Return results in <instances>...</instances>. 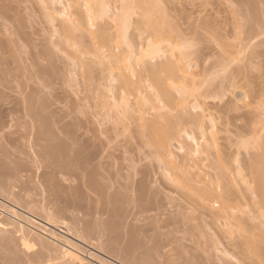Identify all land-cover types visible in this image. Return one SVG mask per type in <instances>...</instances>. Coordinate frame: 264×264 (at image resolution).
Returning a JSON list of instances; mask_svg holds the SVG:
<instances>
[{"label":"bare ground","instance_id":"6f19581e","mask_svg":"<svg viewBox=\"0 0 264 264\" xmlns=\"http://www.w3.org/2000/svg\"><path fill=\"white\" fill-rule=\"evenodd\" d=\"M70 1H71L70 7L73 8V10H72V8L70 9L71 12L67 11L69 13L66 14L67 12L66 11L64 12V10L59 11V12H64V14L63 13L60 14L61 16L65 15V14H66V16H63L64 17L63 21L58 22V24H61V25H58V26H60L61 31L58 30V27H57V31L61 32L62 35L59 37L57 36V38L58 39L62 38V40H64L63 43L67 42L65 44L69 43L70 46H73V45L76 46V47L75 46H73V47H74V52L79 53V54L76 53L78 55L75 57L78 59L79 63H81L80 58L83 59V57H81L80 55L82 54L85 56V55H87L86 53H88V55L91 54L93 56L95 55L94 57H97L96 58L97 60L96 59L95 60L99 62V65L104 64V66H106V67H104V68H107V69H105L106 73H107V70L109 71L110 74H112V71L113 72H114V70L116 71V73L114 72L115 73L114 75L116 76L117 84L115 81V84H114L115 87L114 86L113 87L117 91L118 90L120 91V93L118 95L119 98L117 99L118 101L116 100L117 103L114 102L115 100H113L114 103H110V102H109L110 104L107 103V105L112 104L111 106L108 105V107H110V111H112V109H114V108H115L114 111H117V112L112 111L113 114L115 113L113 118L117 116L116 115L117 113L120 116V117L118 116V118L116 117L117 120H114L115 118L114 119L112 118L114 120L113 124L115 125L114 122H116V126L117 125L119 126L120 124H118V123L121 122L123 124V125L121 124L122 127L125 128L126 126L128 127L131 124L130 122L134 121L136 123V125H134V126L137 129H135L133 127L134 128L133 131L137 130L135 132H138V133H135V135H137V134L138 135L136 137H134L135 135L134 136L132 135L133 138H135L134 142L136 144L133 146H139V142H141V145L145 146L146 151L142 155H139V150L137 148H135L136 152L133 155H131V156L128 155V157H127L126 154H128V153H126L125 158L122 157L124 154L121 155L123 162L124 161H125L124 163L127 162L126 164H124L121 161L120 162L123 163L124 165H122L120 163H119L120 165L118 163L115 164L113 161L114 159H112L113 162H109L110 165L106 164L107 168H109V170L107 168L105 169L104 167L106 165L104 166V162L102 161L103 160L102 158H104V156H107V158L109 159L108 155H110V154L107 153L108 151L105 152L106 150H103V148H104L103 144L107 142V144H104V146L107 145V148H109L108 147V143H109L108 141L105 142L104 141L105 139H104L103 144H102V142H100L99 140L102 141L103 138L101 137L102 139H99L100 138L99 136H97L99 138L94 136V137H96V140L99 139V140L95 141L93 139L94 138L93 135H92L93 138H89L90 136H87L89 139L83 135L85 138L84 137H83V139L81 138V141H80L79 136H78L79 134L76 133L77 131L75 133H76V136L78 138L73 133H71L70 131L69 132H68V130L66 131L67 128L69 129V127H71L70 125H68L71 121L70 122L67 121L68 124H65L66 126H62V124L60 122L64 121L65 118H63L64 120L61 121V119H62V117H61L60 122L57 121L58 116H56L57 119L53 118V116L55 117V115H51V114L52 113L57 114L60 109H58V106H56V105H53L54 107H56V109L54 107L47 109V107H50L51 104L49 106L48 103H45V102L43 103V101H42L43 98H41V97H43V94L40 96V94H41V91H40L39 95H37L39 92V91H37L38 90L37 87L35 88L37 94L35 93V91L33 89L34 87H32V90L28 91V92H31L28 97L26 96V93H28V92H26L24 94L21 91L20 93H22V94H19V96L22 97L21 98L22 103L19 102L20 99L17 100L18 98H16L17 102L20 103L19 104L20 107L15 106L16 107V110H15V107L13 105H11V106L14 107L13 110H15V112L18 110L19 112H21V116L23 115L24 117L28 118V119H26L25 126H26V124H28V125H30V127L24 126V128H23L24 123L22 124V122H21L22 129L25 130V128H27L26 130H28V131L27 132L23 131L22 129H20V127H18L21 130L20 131L18 128L15 127L16 124H14L15 126H13V128L15 127V129H17V130H13L12 124H11V127H8V128H11L13 133L10 132L11 134H9L8 136H10L12 139L13 136L15 135L14 132L16 131V133L18 134V138L21 139V136H20L21 133L19 135L18 130H19V132H26V134L29 132V134L32 135V136L31 135L30 136L33 137L32 138L33 141L28 136L29 134L26 135L24 133L25 137L27 136L30 138L31 141L30 140L29 141L31 143L30 142L29 143L32 144V146H33V144L35 145V146H33V148L37 149L35 151L33 150V152H35V154H34L35 157L34 156L33 157L36 158V160H37V161L34 160V162H36L38 164L40 163L39 166H42L43 171H41V174L42 175L46 174V176H47V177L45 176V182H46L45 185L49 188L50 191H52V192H49L50 194H52V195L54 194L53 192L56 189V186L58 185L56 180H55L56 178L58 180V174L57 173L62 174L63 176H66V177H64L66 181H67L66 178H68L69 181L71 180L73 182L76 180V182H74V183H76L78 185L77 186L78 188H77L76 185L73 182H71L72 185L74 184V186H69V187L67 186L69 188V189L67 188V192H65V194H67V195H65V194L62 195L66 198L65 199L63 197L67 201V203L64 205V207H62V209H61V207H55V209H54L48 205H44L41 207V211L39 212V214L37 213V215H39L40 219H42L47 225H50V226H53V224H55L57 221L62 220V223H63L62 225H64L63 227L66 229V232L70 235L71 234L75 235L79 239H84L85 237L92 238L94 236V240L92 239L94 243H91L93 246L97 247L102 252L113 255L116 259H118L119 261H121L124 264H202V261L198 260V259H200V258H198V257H200L199 255H201V257L203 256L202 257L203 263L208 261L209 257H210L209 264H212V262H211L212 257L210 256V253H209V257H207L208 251L211 249H212V251H215L216 249L213 246L214 245L221 246L220 245V244H222L221 241L225 240V238H226V240L223 241V246H221V248H225L226 246H228L229 248L226 247V249H224V250L222 249V251H220L219 249H221V248L216 246V248L218 247V249L216 250L217 252L219 250V252L224 253L225 250L229 249L227 251V254H228V256L230 255L231 259L239 258L240 260H242L240 263V260L238 259L239 262L236 264H246V263L247 264H254L255 260L253 261V259H255V257L257 259H259L261 253L264 250V114H263V116L260 115L258 117V119L256 120L255 124L257 123V126L255 124H252L251 120H248V121H250V122H248L249 124H246L245 122H243L245 124H243V126L241 125L240 129H237L238 131L236 132L237 133L236 136H239L237 138H240L239 139L240 141L238 140L237 142L239 143L240 146L244 147V150L245 149L246 150L251 149L250 152H252V154H250V156L252 155L251 158L253 157V160L250 159V160H252L251 162H247L249 160V158H247V157H249V155H248L249 153H247L248 156H246V154H243L248 159V160L246 159V161H245L247 163L244 164L245 163L244 162L245 157H243V160H241V162H239L240 161V159L238 161L239 151L236 152V150H234L235 151L234 152L230 149L232 144L234 143L233 141H232L233 143L231 142L230 144L228 143L227 145H229V146L231 145L230 148L228 147L230 150L229 152L232 151L234 153L231 152L230 154H228L229 152L227 153V152H224L223 150L220 149L219 144L217 143L218 137L216 136L217 135L216 130H218V129H217V126L215 125L216 123L212 122V120L215 121L214 120L215 118L213 119L212 118L213 116L211 117V116L206 115V118H208L209 123L212 122V124L211 123H210V125L208 124L210 127L209 128L207 126V124L204 122L206 109H205V107H203V105L198 104V100H199L198 97L199 96H198V94L195 93L194 90L197 88L200 91L197 89L196 90L201 93L202 97H204L205 95H204V92L200 89V87L199 86H198L199 88L197 87L196 83L199 82L202 84L205 81L203 82L202 80H204V79L203 78L200 79L201 77L196 78L197 77L196 76L197 71H193V72L191 71V68H190L191 59L190 58H188L189 59L188 64L186 63V61H188L186 58L190 55V53H192V56L195 55V57L194 56L193 57H194V59L196 58V61L198 62L200 60V59H198L199 56L196 57V55L198 54L197 53L198 51L194 50V51H197L196 52L197 54H195V52H189V50L186 51L187 48H190V47H188V45L186 48H185V46H183L185 44H189V46H190V42L188 43V41L186 39L190 38L187 36L190 35L191 32H192L191 34L193 35L194 31H196V30L191 31L194 29V26L192 27V25H191V27L189 28V26H190L189 25L188 29H190V30H187L185 33V31L184 30L182 31V29L180 28V24H179L180 21L178 20L179 22L177 23V20H175L177 17H179L178 14H176L174 12L175 14L172 15L173 13H171L170 11H169V13H166V17L169 20L171 19V18H169L170 13H171V17L177 15L176 17H174V20L176 22L173 21V19L171 22V20L169 21L166 17H165L166 18L165 19L164 16L162 15V13L165 14V12H166L165 10H169V9H165V10L162 9L163 11H165V12H162L158 8L159 10L157 11L156 5H158V6H161V5L156 4L154 6V8L156 7L155 8L156 14L159 17L161 15L163 17L157 18L155 12H153V16H154L153 17L151 15L152 14L151 11H154V10L152 8H150L152 10H150V9L146 10L148 7L145 8L144 7L145 4L143 5V2L141 0L140 1L142 3L139 2L138 0H132L133 2H136L135 4L131 1H130L131 3L130 2L127 3L125 1H122V3H124V5L122 4V6H120L122 8H120V11H118L119 13L118 12L112 13L113 17H112V15H110L109 8H107V6H105L108 4H104V5H101L99 7L96 6V4L98 5V3L100 5V3H101L100 1H102V0H100V1L98 0L97 1L98 3L95 2L96 0H92L90 2H87V4H89V5H85L86 7L84 6L83 3L86 4V2H84V1H87V0L82 1L81 4L83 5V7H85V9L80 5H79L80 7L78 6V4H80L79 0H70ZM161 1L164 2V0H160L159 3H162ZM237 1L238 0H236V2ZM259 1H261V0H259ZM48 2H51V3L56 2L57 3L58 0H49ZM144 2H146V0H144ZM157 2H158V0H157ZM254 2H252V4H254ZM256 2L258 4L257 0H256ZM59 3H60V0H59ZM125 3L128 5H125ZM129 3L134 8L133 7L130 8ZM150 3H151V0H150ZM153 4H151V6H153ZM249 4H251V3H249ZM134 5L136 6V9H135ZM126 6H128V8H126ZM151 6H149V7H151ZM252 7L254 8V5ZM253 8H250V10H253ZM63 9H64V7H63ZM135 10H137V11H135ZM250 10L248 7L249 13L247 12V8H246V12L248 14L244 13L245 11L240 13V14L241 15L245 14V16L246 15H248V16L254 15L253 13H255V11L254 12L251 11L252 12L251 13ZM149 11H150V13H149ZM107 12H109V13L106 16L105 14ZM135 12L136 13L138 12L137 16L138 15H140V16H138L139 18L137 17L138 19L136 18V20H138V21L135 20L134 28L136 30L139 29L140 32H143V31L148 32L147 39L144 42V45L143 44L141 45L143 48L140 47L141 50L139 49V47L137 48V50H135L132 46L133 45L132 42H130L131 40H129V38L125 34V32L127 31V29H125V28L130 26V24H131V23L129 24L130 17ZM157 12H160V13L162 12V13L160 14ZM6 13H8V11ZM52 13L51 12H50V14L48 13L49 16H51ZM115 13H117V15H115ZM5 14H4V16H5ZM99 14L100 15L103 14L105 16V18H107L110 15L111 16L110 18H112L114 20V22L115 21L117 22V23H114L117 25L113 24L115 28L113 27L112 31L116 32L113 34L114 36L111 33L112 31L111 30L109 31L110 28L108 29V31H107V27L104 28V25H105L104 23L102 24L103 27H100L101 26L100 24L97 25V28L99 27V29L96 28L97 33L95 32L96 29H95V27H93L95 25L94 24L95 21H93V20H96L95 18L97 15H98L97 16V18H98L100 16ZM2 15H3V13H2ZM54 15L55 14H53L52 17ZM67 15H68V17H67ZM116 16H118V18H117L118 21L116 18H114ZM0 17H2V16L0 15ZM6 17H8V15ZM52 17L50 18V20L52 19ZM241 17H243V15ZM252 17L250 16L247 19H250ZM53 18L55 19V17H53ZM128 19H129V21H128ZM60 20H62V19H60ZM248 21L249 20H246V22H245V19H244L245 25ZM251 21H249L248 24H250ZM136 22H137V24H136ZM203 22H204V20L201 21L199 24L202 25ZM244 22L243 23L240 22V24L243 25ZM206 23L207 22L203 23L204 27H205ZM92 24H93V26H92ZM175 24L177 26L179 24V26L177 27ZM208 24L209 23H207L206 25H208ZM248 24H247V27H248ZM256 24L257 23H255L254 27L252 26L253 28L251 27L252 31H253V29L255 30ZM127 25H129V26H127ZM136 26H137V28H136ZM249 26H251V24ZM257 26H259V25L257 24ZM176 27H177V29H176ZM207 27H209V25ZM240 27H241V25H240ZM258 28L259 29H257V27H256V30H255L257 32V34H256V32L255 33L252 32V34H250V31H247L248 30V28H247L246 32H249V33L245 35V26H244V32H243V29H241V31L240 30L238 31L239 35H237L236 40L234 39L235 41L233 40L231 42V43L235 42L232 46H230L231 43L229 40H228L229 41L228 42L224 39L223 36H221L222 37L221 40L223 39L222 41L226 42V43L222 42L221 45L223 43H224V45L227 44L226 49H227L228 45L230 46L228 48H234L233 46H237L236 48H234V51L249 49V47H250V50H252L254 47V46H252V44L254 45V43H252L249 46H248V43L250 44V41H252L254 39V37H256L258 35V33L261 32V31H259L260 27H258ZM54 29H56V28H54ZM54 29H53V31H54ZM91 29H94L95 31L94 30L92 31ZM114 29H117V30H114ZM178 29H179V31L180 30L182 31V34L179 33ZM124 30H126V31L124 32ZM139 31H137V32H139ZM173 31H175V32H173ZM172 32H173V34H172ZM183 32L185 33V35H187V36H185L187 38H185L183 36L184 35ZM187 32H188V34H187ZM241 32H242V34H241ZM177 33L180 34V37L178 36ZM238 33H236V34H238ZM243 33H244V36H246V37H243ZM253 33L255 36H252L251 38H253V39H251L250 35H253ZM84 34H86V35H84ZM240 34L242 35V37L238 39V37L241 36ZM172 35H173V38L175 35V36L179 37L180 40L181 39H183V40H181V41L178 40L179 42L177 41L178 42L177 43L176 39L174 38V41H172L173 40ZM247 35H248V37H247ZM21 36H23V35H21ZM82 36H83V38L87 37V36L91 37V38H87V39H90L89 43L86 44L88 49L86 48V46L83 45L84 39L82 38ZM195 36H198V33L195 34ZM191 37H194V35ZM81 38H82V41L80 40ZM249 39H250V41H249ZM91 40H92V43L90 44ZM188 40H190V39H188ZM56 41H57V43H60V42H58V40H56ZM59 41H61V40H59ZM111 41L114 44L116 42H119V45L123 43L122 44L123 48H124L123 45H125L124 43L128 41L129 42L128 46H127L128 49L126 47L127 43L125 45L126 49H123V48L121 49V51H125L126 53L121 52L122 53L121 54L120 50L119 51L112 50L113 54H114V51L118 52V53L112 55L111 54L112 51H110V49H111L110 47L112 44H110V46L108 45V43H110ZM183 41H184V44H183ZM70 42L72 45L70 44ZM81 42H82V45H81ZM61 43H62V41H61ZM164 43H166V44L164 45ZM172 43L174 46H175V43H177L176 46L182 45L181 47H183V48L181 51H183V50H185V51L179 52L180 47H178L179 48V50H178L177 47L175 46V48H176L175 49L173 47ZM0 44H1L0 45L1 47L4 46V45H2V43H0ZM11 44H12V42H11ZM101 44L108 45V48H110V49L109 50L107 49L108 51L106 52L105 47H103L106 45L102 46ZM167 44H168V47L166 46ZM88 45H90V46L88 47ZM115 45H117V47H119L118 43H116ZM224 45H222V46L224 47ZM82 46H84L83 50H82ZM100 46H102L103 49L100 48ZM161 46H162V48H161ZM222 46H221V49H223V51H224L225 48H223ZM163 47H165V49H163ZM166 47H167V49H166ZM240 47L242 49H240ZM6 48L8 49V47H6ZM6 48L4 47V51L7 52V50H5ZM75 48H77L76 51H75ZM106 48H107V46H106ZM173 48L177 52H179V54L176 51H173L174 50ZM99 49H100V51H99ZM226 49L224 51L225 55H226V53H225ZM1 50L3 51V48L0 49V51ZM103 50L107 54L112 55V56H110L111 61L109 60V56L108 55L106 56V53H104ZM165 51L168 52L167 56L165 55L166 54ZM229 51H230V49H229ZM231 51H233V50L231 49ZM100 52L102 53L101 56L98 55V53H100ZM108 52H110V53H108ZM163 52H165V54H164L165 57L163 56ZM170 52H171V54H173V52H174V53H177L178 55L175 54V55H177L175 57V55L174 56L170 55L169 54ZM188 52H189V55L187 56ZM227 52H228V50H227ZM1 53H4V52H1ZM1 53H0V56L2 57L3 55H1ZM10 53L11 52H9L8 54H10ZM123 53L125 55H123ZM133 53H135V54H133ZM221 53H222V50H221ZM230 53H232V52H230ZM13 54H11V55H13ZM103 55L106 56V61L104 60V58H101ZM121 55H123V56H121ZM161 55L163 58L160 57ZM111 57H112V59H111ZM189 57H191V56H189ZM7 58H6V60H7ZM184 58L186 59V61L183 60ZM3 60L4 59L2 58V62L0 61V63H3ZM8 61L10 62V60H8ZM82 61H84V60H82ZM108 61L111 63H108ZM183 61H185V62H183ZM220 63H221V61H220ZM4 64H5V62L3 63V65ZM84 66H85V64H84ZM189 68H190V70H189ZM85 69L87 71L86 72L84 71L85 73H83V77L88 78L87 75H89L91 73L87 74L88 66H86L84 68V70ZM46 73L47 72L45 71V74ZM5 74H7V72ZM84 75H86V76H84ZM102 75H103V72H102ZM104 75L105 76H103V77H106L109 74H107V75L104 74ZM114 75H112V76L114 77ZM225 75L223 77L227 78L229 74L225 73ZM0 76L2 77V75H0ZM90 76H89V78H90ZM109 76H111V75H109ZM229 76L231 77V75H229ZM223 77L221 76V79H223ZM92 79L90 81L86 79L85 81H87V83H88V81L91 82ZM196 79H200V80L198 81ZM101 81L103 82L104 80H101ZM102 82H100L99 84H101ZM3 84H1V85H3ZM104 84L105 83L103 82V85ZM201 84H199V85L202 87L203 85H201ZM222 84H223V82L220 84V86ZM109 86H111V85L108 84L107 87H106V85L103 86V87L107 88V89H105L106 92L108 90L109 91L111 90L110 92H112V89H114L113 87H112V89H110ZM7 87H9V86H6V88ZM42 87H44V86H42ZM42 87H40V88H42ZM103 87L101 84V86L97 89L99 90L101 88L99 91L102 92L104 90ZM1 89H4V88L1 87ZM42 89H44V88H42ZM5 91L7 92V90H3V93H1V95L6 93ZM0 92H2V90H0ZM104 92H102V94ZM106 92H105V94H106ZM9 93H11V95L13 94L12 92H8V94ZM99 93L100 92H98V96H99ZM200 93H199V95H200ZM31 94H34V95L36 94L37 96L35 95V97H34ZM51 94L52 93H49L48 95H51ZM11 95H8V96H11ZM24 95H25V97H24ZM2 96L5 97L6 95H2ZM8 96H6V97H8ZM104 96L106 98L107 94ZM104 96H103V98H101V95H100L101 99L100 98L99 99L102 101L104 99ZM130 96L133 97L132 105H131L132 108H131L130 104L128 103ZM11 97H13V96H11ZM32 97H34L35 99H36V97L40 98V99L37 98L38 100H40L39 104L37 102L35 103L33 101ZM52 97H53V95H52ZM196 97H197V100H196ZM0 98H2V97H0ZM13 98L15 100V97H13ZM116 98H117V96H116ZM9 99H10V97H9ZM37 99H36V101H38ZM7 100H8V98H7ZM106 101H107V99H106ZM106 101H105V99H104V101H102L103 103L105 102L104 103L105 105L102 104V106L103 105L107 106ZM4 102H5V100H4ZM4 102H2V103H4ZM51 102H53V101H51ZM56 102H53V104ZM102 102H98V104H101ZM10 103H7V105ZM200 103L202 104V101H200ZM5 104L6 103H4V105ZM11 104H13V100H12ZM14 104L17 105L16 103H14ZM36 104H38V105H36ZM42 104H45V106ZM47 104H48V106H47ZM57 104H58V102H57ZM9 106H7V107L5 106V108L2 107V108H0V110L1 111L2 110L5 111V109L8 110ZM102 106H100V108ZM0 107H1V105H0ZM111 107H113V108H111ZM197 107H198V109L200 108L201 110L199 109V112L196 111L198 113H196V112L193 113V110L194 109L197 110ZM192 108H194V109H192ZM10 109H12V108L10 107ZM49 109H53V111L51 110V112H50V111H48ZM61 110H62V108H61ZM11 111L9 112V110H8L7 112H4V114H3V112H1L4 116L0 113L1 114L0 115V130L2 128L4 129V127H7L6 126V122H7L6 118H9L10 116H7L4 120H3V118L5 117L6 113H8V114L9 113H11V114L15 113L14 111H12V112ZM66 111L69 112V110H66ZM110 111H108V112H110ZM19 112H16V113H19ZM45 112H47V113H45ZM49 112H50V114H49ZM191 112H192V114H191ZM45 114H47V115H45ZM50 115L52 118L50 117ZM63 115H64V113H63ZM111 115H112V113H111ZM209 115H211V114H209ZM59 116H61V115H59ZM248 116L249 115L247 114L246 117L250 119L251 117L250 116L248 117ZM13 117H10V118L13 119ZM15 119H16V117H15ZM17 119H20V118H17ZM22 119H24V118H22ZM68 119H70V118H68ZM74 119H76V118H74ZM109 119H111V118H109ZM20 120H18V121L20 122ZM18 121L16 120L15 122L19 123ZM30 122H32V123H30ZM134 122L132 124H135ZM8 123H9V121H8ZM13 123H14V120H13ZM57 123H60L61 126L58 125V132L57 131L56 132L59 133V131L63 130V131H65V132L62 131L64 134L60 132L61 134L59 133V135H58L55 132V129L57 130V127L55 128V126H57ZM74 123H76V122L74 121ZM127 123H128V125H126ZM70 124H72V123H70ZM76 124L78 125V123H76ZM76 124H75V126L77 127ZM8 125L10 126V123ZM18 125H20V124H18ZM114 125L112 127H115ZM187 126H190V127L188 128ZM62 127L66 128V129L64 130V129H62ZM76 127L74 129H76ZM83 127H84V125H83ZM127 127H126V129H127ZM207 128L210 129L209 132H207V130H209ZM2 130L0 132L1 135H2ZM6 130H8V132L10 131V129L5 128V130H3V134L5 133L4 131H6ZM69 130H72V129L70 128ZM78 133H79V129H78ZM5 134H4V138L6 137ZM62 134L64 135V137L63 136L59 137ZM22 135H23V133H22ZM246 135H250V136L246 137ZM80 137H81V135H80ZM242 137H244V138L246 137L247 139L245 138V139L241 140ZM14 138H16V140L18 139L16 136ZM14 138H13V140L15 141ZM117 138L118 137H116V139ZM133 138H131V139H133ZM186 138L190 140L189 142L194 147L190 145L192 147L191 148L189 146V144H188L189 142H187L188 140ZM5 139L9 140L10 138L6 137ZM19 139L17 141H22ZM127 139L128 138L121 140V144L122 143L123 144L128 143L129 147H130V144L132 142L129 143L130 140L128 141ZM185 139H186V142L188 145L187 144L184 145ZM8 140H6V141H8ZM182 140H184V142ZM14 141L9 140L8 142L10 143V142H14ZM24 142H25V140H24ZM96 142L100 146H102L103 148L100 146L97 147ZM115 142H117V141H115ZM118 142H120V141H118ZM173 142L176 145H174ZM21 143H23V142H21ZM110 144L111 143H109V145ZM234 145H236V141H235ZM239 145L237 144V146H239ZM176 146L178 147L179 150L181 149V151H182V153H178L177 158H176V156H174V153L175 152L177 153V151L173 150L174 148L172 149V147H175L177 149ZM126 147L127 146H125V148ZM105 148H106V146H105ZM116 149H117V147H116ZM132 149L134 150L133 147H132ZM3 150H5V149H3ZM102 150L105 153L102 152ZM133 150H132V152L135 151V150L134 151ZM123 151H125V150H123ZM181 151H179V152H181ZM3 152H4L5 156L8 155L9 153H10L9 155L13 154V153H11V151L7 154L5 153V151H3ZM126 152H127V150H126ZM246 152H248V151H246ZM176 153H175V155H176ZM225 153L227 155H231L232 159L230 158V156H227ZM233 154H235V155L233 156ZM4 155H3V157H5ZM8 157L9 156H7V159H8ZM110 158H113V157H110ZM105 160H107L106 157H105ZM139 160L140 161H142V160L146 161L147 160V162L149 161L150 165L148 163L144 169H139L138 168L139 165H136L137 167H135V163L138 162V164H139V162H140ZM96 161H97V163H96ZM108 161H105V163ZM102 162H103V165H102ZM14 163H18V162L14 161ZM94 163H96L97 165ZM111 163H112V165H111ZM113 163L116 166L112 168V166H114ZM151 163H154L155 165L154 164L151 165ZM38 164H37V166H38ZM117 164H118V166H117ZM17 165H16V168H14L15 166L10 167V168H12L11 170L9 168V165H6V166L3 165V168L4 169L7 168V170H8L7 172L9 174L4 176L3 174L4 173L6 174V171L3 173L4 170H2V172L0 170V173H2V175L5 177V179H4L3 176H0V177H2L0 179L3 180L2 182H0V186H4L3 183H5L7 181V178H6L7 176L9 178L12 177V180H13V178L14 179L19 178V177L14 176L15 173H19L16 171H20V168H21V167H19V165L18 166ZM0 166H2V165H0ZM109 166H111V168ZM151 167H153L154 169L153 168L151 169ZM3 168H1V169H3ZM45 169H46V171H44ZM244 170H246V172H244ZM153 172H154V174H153ZM56 174H57V177H55ZM16 175H18V174H16ZM139 175H140V177L136 178V176H139ZM245 176L250 177V178L248 177V181L246 180L247 178L245 179ZM9 178H8V180H9ZM121 178H122V180H124V182L121 180ZM238 182L240 184L243 182L244 184H242V186H241ZM71 183H70V185H71ZM237 183H238V185H237ZM245 183L248 187H249V184H247V183H250L249 188L251 189V192H249L250 189L248 187H246V189L248 188V192L250 193V195L251 196L254 195V196L251 197V198H253L252 201L249 200L250 197H248V196H247V199H244L246 201L248 200L247 202H249V203H247L246 201L244 203V200L242 199L243 201H240V202H242L245 205V206H243L242 204L239 205L240 204L239 201H238L239 203L237 201H236L237 203L233 202L234 200H231V198L229 196L230 195L229 192L231 190H234V191L238 190V192H236V193H238L237 195H239V197H243L242 194L244 195V192L241 193V191L245 188ZM157 184L161 185L163 187L161 190H164V188L168 189V191H172L177 196L173 197L171 195H167V193H165L166 194L165 195L164 193H162L163 191H161L158 188ZM239 185L241 186L242 189L240 188ZM243 185H244V188H243ZM79 186L81 188H83V190H81ZM237 186H239V188ZM1 188H4V187H1ZM76 188L80 189V191H78ZM8 189H10V188H8ZM8 189L5 187V190H7L6 192H8V195L10 193V195H13L15 198L21 199L20 198L21 194L14 193ZM239 189H241V191H239ZM75 191L78 193L76 194ZM173 193H171V194H173ZM50 194H47V195H50ZM62 196H60V197L58 196V197L61 198ZM53 197L55 198V195ZM23 199L24 198H22V201H23L22 204L25 203V205H26L27 202H26V200H23ZM46 200L49 201L48 198ZM89 202L90 203L93 202L94 206H92L93 203L90 205ZM95 202H96V204H95ZM83 203H84V205H83ZM97 204H99V205H97ZM248 204H249V206L251 204L250 210L253 208V206H254L253 209L255 210V208H256V210L255 211L252 210V213H251L248 210L249 207H247L248 212L246 210H245L246 212L245 211L243 212L242 210L245 209L243 207H246V205L248 206ZM240 206H242V207H240ZM238 208L239 209L242 208L241 213L243 212L244 214L243 213L242 214L244 216H242V215H239V216L240 217L242 216L243 219L247 220V223H246L247 227H245L243 225V224H245L246 221L244 220L245 222H243L242 221L243 219L239 218V216L237 215L240 213V210H239V213H237ZM28 211H30V210H28ZM73 211L75 213L77 212L78 214L81 212L82 216H89L90 217V221H93L94 225L97 227L96 235H92L91 231L84 227L83 218L77 217L78 214L77 213H76L77 215L74 214ZM30 212H32V211H30ZM41 212L43 214H40ZM67 212H70V214H71V212H73V214L76 215V217L73 216L75 218L73 220V222H72V220L68 221V222L64 221L65 219H63V218L64 217L66 218V216H64V215H65V213L67 215ZM34 214H36V213L34 212ZM73 214H71V215H73ZM102 215L103 216L106 215L105 219L100 217ZM23 216H25V215H23ZM129 217L134 218V219L136 218L135 220H140L139 222H141V220L143 222H145L144 221L145 219L148 221H149V219L150 220L152 219L151 222L149 221L150 223L148 222L145 224L142 223L141 225H138L139 226L138 229L140 231H142V233L145 232L144 234H146V232L148 230H151V231L153 230L152 234L156 232L155 233V237L157 236L156 239H155L154 235L150 234L153 236V239H155V241L153 240V242H152L153 244H151V242H150V244H151L150 245L149 240L148 241L146 240L147 238H150V241H151L152 236L146 238V236L144 235L145 236L143 238L144 240L139 239L140 237L136 236L137 234L135 232L126 230V227L124 226V224H123L124 228L122 227L123 221L122 222L120 221V223H121L120 224L117 220L119 218H123L121 220H124V222H125V219H127ZM25 218H27V217H25ZM25 218H23V219H25ZM28 218H30V217H28ZM140 218H143V219L145 218V219L143 220ZM21 219L22 218H19V219H17V221H14V220L12 221L10 219L11 220L10 221L9 219L6 220L0 216V230L2 231L0 233V248H1L0 250H2V251H0V253L7 251L8 249H10V247L12 245L15 246L16 243L18 245H19V243H21L22 247L23 246L26 247V245L29 247V245H28L29 243H27V242L32 241L35 243L34 244L35 250L30 252V253L26 252L22 256L23 259L21 258L22 260H24L23 262H25L26 264H34V263L35 264L36 263H40V264H93L92 262L88 263L89 261L85 262L86 258L83 257L77 250L73 249L66 242L62 241L63 243H61L60 239H59L60 235L58 233H56L55 231L47 232V234L50 235V238L45 237V235L44 236L41 235L42 233L40 234L38 231L35 232L36 230L33 231L32 229H30L31 228L30 226H29L30 228L26 227L23 224L25 222V220L22 221L23 219L22 220ZM28 220H30V219H27V221ZM34 220H35V218H34ZM34 220L31 219L30 222L32 223V221H34ZM34 223H35V221H34ZM27 224H28V222H27ZM84 224H85V222H84ZM32 225H35V224L32 223ZM222 225H225L226 228H224ZM9 227H11V228H9ZM227 228H228L229 234L225 233L224 229H227ZM163 229L166 230L165 233H164V231H162ZM221 230H224V231H221ZM219 231L222 232V236H221V232H219ZM60 232H63V231L60 230ZM217 232H219V233H217ZM223 232L228 237L223 236L224 235ZM147 234H148V232H147ZM218 234L221 236V238H224V239H221V241H218L220 244L218 242H217L218 244L215 243L220 238V236L218 238V236H217ZM163 235L166 237L163 238L162 237ZM167 235L168 236L171 235V236L167 237ZM102 236H106V239L108 241L105 242L104 240H102L101 239ZM61 237H62V235H61ZM216 238H218V239H216ZM238 238H240V239H238ZM57 241H59L60 244H58ZM15 247H17V246H15ZM28 247H26V248L28 249ZM31 247H33V244H32V246H30V248ZM239 247H241V250L243 249L242 252H240L241 250L238 249ZM4 249H7V250H4ZM213 249H215V250H213ZM13 250L15 251V248L13 249L11 247V250H9L8 252L14 253V252H10ZM16 250H18V248H16ZM237 250H240L239 252L241 254V257H239V255H240L239 252H238V254L235 252L236 257H234V251H237ZM255 250L258 252H256ZM15 252H17V251H15ZM259 252H261V253H259ZM206 253H207L206 256L203 255ZM213 253H211L212 256L215 255V252H213ZM252 253H255V254H253V256H251ZM197 255H198V257H197ZM204 256L207 258V260H206V258H204ZM257 256H259V257H257ZM231 261L235 262L233 260H229L230 263H231ZM260 261L262 262L261 258H260ZM229 262H227V264H230ZM206 264H208V262H206ZM213 264H215V263H213ZM231 264H235V263H231Z\"/></svg>","mask_w":264,"mask_h":264},{"label":"rangeland","instance_id":"374dc122","mask_svg":"<svg viewBox=\"0 0 264 264\" xmlns=\"http://www.w3.org/2000/svg\"><path fill=\"white\" fill-rule=\"evenodd\" d=\"M48 1L49 0H4V1L0 0V12H1L0 15L2 16V17H0V43H2V45H4L3 47L0 46L1 47L0 49L3 48V51L1 50L0 53L4 52V53H1V55H3V56L2 57L0 56L1 57L0 61L2 62V58H3L4 59L3 63L5 62L4 65H3V63H0V65H1L0 69L2 70V71L0 70L1 71L0 75H2V77L0 76L1 77L0 78V80H1L0 83L1 84L4 83L3 85L0 84V90H2V92H0V95H1V93H3V90H7V92L5 91L7 94L4 93L2 95L8 96V95H11V93L8 94V92H12L13 94L11 96L15 97V100H14V98L11 97V96L3 97L1 95L0 97H2V98H0V100H1L0 101L1 102L0 103L1 107L0 108H2V107L5 108V106L7 107V106L10 105L9 109H8L9 112L11 110L15 112V110H16L15 106L20 107V105H19L20 103H18L17 100L20 99L19 102L22 101V99H21L22 97H20L19 94H22V93L25 94L26 92L32 90V87H34L33 89H34V91L36 93V89L35 88L37 87V89H38L37 91H39V92H38V94L37 93L36 94L39 95V93L41 91L40 96L43 94V97H41V98H43V100H42L43 103L44 102L48 103L49 106L51 104V106L47 107V109L51 108V107H54L53 105L58 106V109H60L57 114L56 113L55 114L54 113L51 114V115H55V117L53 116L54 119H57L56 116H58L57 121L60 122V118L61 117H62L61 121L64 120L63 118H65L66 121L65 120L62 121L63 123L60 122L62 124V126H66L65 124H68V122H70V121H71L70 123H72V124L74 123V121L76 123H78V125L76 123H74L73 125L70 124V123L68 124V125L71 126V127H69V129L71 128L73 131L69 130L68 128L66 129L64 127H62V129H64V130L66 129V131L68 130V132L70 131L75 136H76V133L79 134L78 136H79V140L80 141H81V138L83 139L84 136L86 138H88L87 136H90L89 138H93L94 136H96V137L99 136L100 138L99 137H97V138H99V139L103 138V139H102V141L99 140V139H97V140H99L103 144V140L105 139L104 140L105 142L108 141L109 143H111L110 145L108 143V147L109 148H107V145H105L107 149L104 146V144H107V142L103 144L104 148L102 146H100L96 142L97 143L96 144L97 147L98 146L102 147L103 150H106L105 152L108 151L107 153L110 154V155H108L106 153L109 156V159H108L107 156H104L105 152L102 150V152H104L103 153L104 154L103 155L104 158H102L103 159L102 161L104 162V166L106 164L110 165L109 162H113V161H114L115 164L116 163H118V164L120 163V164L124 165L127 162L126 163H124L125 161L123 162V160L121 158V155L124 154L122 156L124 158H125V154L126 153H128V154H126L127 157H128V155L131 156V155H133L136 152L135 148H137L139 150V155H142L146 151V148H145L144 145H141V142H139V146H133V145H136L135 142H134L135 138H133V136L135 135V133H138V132H135L137 130L133 131L134 128L137 129L134 126V125H136V123L134 121L133 122L135 124H132L133 122H130L131 124L128 127L126 126V125H128V123L125 125L127 127V129H126V127L125 128L122 127L123 124L121 122L118 123L120 125L122 124L121 126L120 125L116 126V122H114L115 125L113 124V121L117 120L119 114L117 113L116 114L117 118L114 117L115 118L114 119L113 116H114L115 113L113 114V112H117V111H114L115 108L112 109L113 112L110 111V107H108V105L110 103H114V102L117 103L116 100L119 98L118 95H119L120 91L118 90L119 91L118 92L114 88L115 87V85H114L115 81L117 80L116 76L114 75L116 73V71L114 70L115 73L112 71V74H110L109 71L107 70V73H106L105 69H107V68H104L106 66H104V64L103 65L102 64L99 65V62L96 61L97 57H94L95 55L93 56L91 54L88 55V53H86L87 55H85V56L82 55V54L80 55L81 57H83V59H81L78 56L80 58V60H81V63L82 62L83 63L81 64V63L78 62V59L75 58V57L79 53L78 52H74V47L73 46H75V45L70 46L69 43L65 44L67 42L63 43L64 40H62V38H60V39L57 38V36L59 37V36L62 35L61 32L57 31V27H58V30H60V26H58V25H61V24H58V22L59 21H63V19H64L63 16H66V14L71 12L70 11V9L72 8V7H70V4H71L70 2L71 1L70 0H60V3H59V0H58L57 3L56 2L55 3L54 2L51 3V2H48ZM82 1H84V0H79L80 4H78V6L80 5V6L83 7V5L81 4ZM90 1H92V0L84 1V2H86V4L83 3L84 6L85 5H89V4H87V2H90ZM97 1L98 0H96L95 2H97ZM122 1H125L127 3L130 2V1L133 2L132 0H102V1H100L102 4L100 3V5H99V3L97 2L98 5L96 4V6L99 7L101 5L108 4V5H105V6H107V8H109L110 15H112L113 12L120 11V8H122L120 6H122V4L124 5V3H122ZM138 1L139 2L142 1L143 5L145 4L144 5L145 8L148 7L146 10H148L150 8H152L154 10V11H151V13H152L151 15L152 16H153V12H155V8L156 7L154 8V6L156 4L161 5V6L156 5L157 6V8H156L157 11L159 9L162 12L166 11L165 14L161 12L162 15L164 16V18L166 17V13H169V11L171 13H173L172 15H174L175 13L178 14L179 17H177L175 20H177V23L180 21L179 22L180 28L182 29V31L184 30L185 33H186L187 30H190V29H188L189 25H190L189 28L191 27V25H192V27L194 26V29L191 30V31L196 30V31H194V34H193L196 39L194 37H191V36H193L191 34L192 33L191 31H190L191 32L190 35H188V36L185 35V33L183 32V34H184L183 36L184 37L185 36L190 37V38H188L190 40L186 39L188 41V43L190 42V46H189V44H185L183 46H185V48L187 47V45H188V47H190V48H187L186 51L189 50V52H195V54L198 53L196 55V57L199 56L198 59H200V60L197 62L196 58L194 59L195 55H193L194 56L193 57L192 53H190V55H189V52H188L187 56L189 55L191 57L188 56L186 58L188 61H186L185 58L183 60H185L186 63L188 64V62H189L188 58H190L191 59V61H190L191 71L192 72L193 71H197V74H196L197 77L196 76L195 77L196 78H200L201 77L200 79L203 78L204 80H202V81L206 82V83L204 82L205 84L204 83L201 84L199 82H197L198 84L196 83L197 87L199 86L200 89L204 92V95H205L204 97H202L201 93L197 91L199 89H197L195 87L197 90L196 89L194 90L195 93L198 94L199 100L202 101V104H201L200 101L198 100V104L203 105V107H205V109H206L204 122L207 124L208 127H209L210 123L211 124H212V122L216 123L215 125L217 126V129H218V130H216V132H217L216 136L218 137L217 138V140H218L217 143L219 144V147H220L221 150H223L224 152L228 153L230 151L229 148H230L231 145L229 146L227 144L228 143L230 144L233 141L234 143L232 142L233 144H232L230 149L232 151L236 150V152L239 151V154L237 153L238 154V161L240 159L239 162H241V160H243V157H245L243 154H246V156L249 155V157H247V158H249V160L250 159L253 160V157L251 158L252 155L250 156V154H252V152H250L251 149H249V150L245 149L244 150V147L240 146L239 143L237 142L240 138H237L239 136H236L237 135L236 132L238 131L237 129H240L241 125L243 126V124H245V123L249 124L248 122H250V121H248V120H251L252 124H255V122L258 119V117L260 115L263 116V114H264V0H261V1L257 0L258 4H257L256 0H251V1L250 0L249 1L245 0L246 2L244 0H241V1L238 0L237 2H236V0H164V2L161 1L162 3H159L160 0H158V2H157V0H151V3H150V0L149 1L146 0V2H144V0H141V1L138 0ZM252 2H254V4H252ZM130 3H129V5H130ZM133 3L135 4L136 2H133ZM249 3H251V4H249ZM147 4L149 6H151V4H153V6L149 7ZM125 5H128V4L125 3ZM253 5H254V8L252 7ZM63 7H64V9H63ZM85 7H83V8L85 9ZM129 7L131 8L133 6L130 5ZM248 7H249V10H250V8H253V10H250V12L251 11L252 12L255 11V13H253L254 15H250L251 17L255 16L254 18L252 17L253 19L250 18L252 21L250 19H247L250 16L246 15L247 16L246 17L245 14H242L243 17H241L242 15L240 14V13H242L244 11H245L244 13L248 14L249 13ZM126 8H128V6H126ZM246 8H247V12L248 13L246 12ZM135 9H136V6H135ZM152 9H150V10H152ZM162 9L163 10L169 9V10L163 11ZM62 10H64V12L65 11L66 12L69 11V12H67L65 15H63L64 12H59V11H62ZM72 10H73V8H72ZM7 11H8V13H6ZM135 11H137V10H135ZM50 12L51 13L53 12L52 15L55 14L53 16V17H55V19L52 17V15L49 16ZM109 12H107L105 15L107 16ZM2 13H3V15H2ZM61 13H63L62 14L63 16L60 15ZM149 13H150V11H149ZM157 13H160V12H157ZM171 13H170L169 18H171L170 20L172 22V19H173V21H175L174 17H176L177 15L171 17ZM4 14H5V16H4ZM137 14H138V12L137 13L136 12L133 13L131 15V17H130V21L128 19L129 24L130 23L131 24H130V26L127 25L129 27L125 28V29H127V31L124 30V32L126 31L125 34L129 38V40H131L130 42H132L133 45L132 44L131 45L133 46V48L135 50H137V48L139 47V49L141 50L140 47H142L141 46L142 44L144 45V42L147 39L148 32L147 31L140 32L139 29L136 30L134 28V26H135L134 24H135L136 18L138 16H140V15L137 16ZM155 14H156V12H155ZM7 15H8V17H6ZM102 15L103 14H101L99 16L100 18L99 17L97 18L98 15L96 16V18H95L96 20H93V21H95V23L93 22L95 25L93 26V24H92V26L95 27V29H96L97 25L100 24L101 25L100 27H103L102 24L104 23L106 25V26L104 25V28L107 27V31L110 28L109 31L110 30L112 31L114 25H117V24H114V23H117V22L116 21L114 22V20L112 18H110L111 17L110 15L108 16L110 19L108 17L105 18V16L103 15L104 16L103 17ZM115 15H117V13H115ZM162 15L159 17L156 14V17L157 18L158 17L161 18V17H163ZM51 17H52V19H51L52 21L50 20ZM67 17H68V15H67ZM112 17H113V15H112ZM114 18L117 19L118 16H116ZM60 19H62V20H60ZM244 19H245V22H246V20L251 21L250 22L251 26H249L250 24H248L249 21L245 25ZM203 20H204L203 23H205V22L209 23L208 24L209 27H207L208 26V25H206L207 23L205 24V27H204L203 23H202V25L199 24ZM117 21H118V19H117ZM136 21H138V20H136ZM240 22L241 23L244 22V24L242 25V24H240ZM255 23H257L259 25V26H257V24H256V27H257V29H259L258 27H260L259 31H261V32L258 31L259 32L258 35L256 37H254V39H253L251 37L255 36L254 33L256 32L255 31L256 27H255V30L253 29V31H252V28L255 26ZM136 24H137V22H136ZM179 24H178V26H179ZM247 24H248V27H247ZM240 25H241V27H240ZM244 26H245V35L249 33V32H246L247 28H248L247 31H250V34H252V32H254L253 35L249 34L250 38L253 39V40L250 41V39H249L250 44L248 43V46L251 45L252 43H254V45L252 44V46H254L253 49L251 48L252 50H250V47H249V49H244V50H240V51L239 50L234 51V48H236L237 46H233L234 48H228V47L232 46L235 43V42L234 43H231V42L234 39L236 40L237 35H239L238 31L239 30L241 31V29H243V32H244ZM177 27H176V29H177ZM52 28L53 29L56 28V29H54V31L56 30L60 35L56 31H55L56 32L55 33ZM136 28H137V26H136ZM97 29H99V27ZM97 29H96V31L94 29H91V30L92 31L94 30L97 33ZM179 29H178V31H179ZM114 30H117V29H114ZM137 31H139V32H137ZM182 31L180 30L179 33L182 34ZM173 32H175V31H173ZM173 32H172V34H173ZM235 32L238 33V34H236ZM111 33L113 35L116 32L112 31ZM179 33H177V34L180 37ZM197 33H198V36H195V34H197ZM20 34L23 35V36H21ZM187 34H188V32H187ZM241 34H242V32H241ZM256 34H257V32H256ZM84 35H86V34H84ZM175 35H174V38L176 39V42L178 40L179 41L183 40V39L180 40L179 37H177ZM88 36L84 37V38L82 36V38L84 39V41H83L84 44L83 45L86 46V48H87L86 44L89 43V40H90V39H87V38H91V37H88ZM221 36H223L226 41L229 40L230 43H231L230 46L228 45L227 49H226L227 44L224 45V43H223L222 45H224V47L221 45L222 42H225V41H222L223 39L221 40V38H222ZM187 37H185V38H187ZM241 37H242V35L239 36L238 39L241 38ZM243 37H246V36H244V33H243ZM247 37H248V35H247ZM82 38L80 39L81 41H82ZM172 38H173V35H172ZM174 38H173L172 41H174ZM56 40H58V42H60V43H57ZM59 40H61L62 43ZM11 42H12V44H11ZM91 43H92V40H91L90 44ZM116 43H118L119 47H117V45H115ZM116 43L114 44V43H112V41L110 43H108L109 46H110V44H112L111 47H110L111 49L108 48V45H106V44H101V45L102 46L103 45L107 46V48H106V46H103V47H105L106 50L105 49L104 50L106 52L110 49V51H112V50L119 51L120 50V53L121 52L126 53L125 51H121V49L123 48L122 47L123 43L120 44V45H119V42H116ZM126 43H127V45H126ZM128 43H129L128 41L124 43L126 45V47L128 46ZM177 43H175V46H176ZM70 44H71V42H70ZM165 44L166 43H164V45ZM183 44H184V41H183ZM81 45H82V42H81ZM125 45H123L124 46L123 49H126ZM172 45H173V43H172ZM84 46H82V50H83ZM89 46L90 45H88V47ZM102 46H100V48L103 49ZM166 46L168 47V44ZM175 46L173 45L174 48H175ZM181 46L182 45L176 46L178 50H179L178 47H180V51L179 52L185 51V50L181 51L182 48H183ZM221 46L226 49V52H225L226 55L224 54L225 49L223 51V49H221ZM4 47L5 48L8 47V49L7 48L5 49V50H7V52L4 51ZM167 47H166V49H167ZM77 48H75V51H76ZM161 48H162V46H161ZM127 49H128V47H127ZM163 49H165V47H163ZM175 49L173 51H176ZM229 49H230V51H229ZM231 49L233 51H231ZM240 49H242V48L240 47ZM194 50H197L198 52L194 51ZM221 50H222V53H221ZM227 50H228V52H227ZM99 51H100V49H99ZM105 51H104V53H106ZM115 51H114V54L118 53V52H115ZM9 52H11V53L8 54ZM165 52H163V56L164 57H165V55L167 56V53H168V52H166V54H165ZM179 52H177V53L179 54ZM230 52H232V53H230ZM76 53H78V54H76ZM100 53H98L99 56H101L103 52L101 54ZM108 53H110V52H108ZM124 53H123V55H125ZM177 53L173 52V54H171V52H170L169 54L174 56ZM11 54H13V55H11ZM111 54L114 55L113 51L111 52ZM111 54L109 55V54L106 53V56L107 55L109 56V60H110V56H112ZM133 54H135V53H133ZM123 55H121V56H123ZM177 55H175V57ZM104 56L105 55H103L101 58H104V60L106 61V56L105 57ZM160 57H162V55ZM6 58H7V60H6ZM111 59H112V57H111ZM8 60H10V62ZM82 60H84V61H82ZM185 61H183V62H185ZM220 61H221L222 64L220 63ZM108 63H111V62L108 61ZM84 64H85V66H84ZM86 66H88L87 74L91 73L89 75H87V74L86 75L88 76V78H89L90 75L92 76V77L90 76L89 79L86 78V77H83V73H85L87 71L86 69L84 70V68ZM190 68H189V70H190ZM45 71L47 72L46 74H45ZM6 72H7V74H5ZM102 72H103V75H102ZM225 73L226 74L228 73L229 75H231V77L228 75L227 78L226 77L224 78L223 76L225 75ZM104 74H106V75L109 74L111 76L107 75L106 77H103V76H105ZM86 75H84V76H86ZM112 75H114V77ZM221 76L223 77V79H221ZM86 79L89 80V81L92 79V81L91 82L88 81V83H87V81H85ZM200 79H196V80L199 81ZM101 80H104L103 81L105 83L104 85H103V82ZM221 81L223 82V84L220 86V84L222 83ZM100 82H102L101 83L102 87L105 86V85L107 87V85L109 84V85H111V86H109V88L112 89V87L114 86L113 87L114 89H112V92H110L111 90L110 91L108 90L109 92L108 91L106 92L105 89H107V88L103 87L104 90L102 89L103 90L102 92H104V91L106 92V94H107L106 98L104 96V95H106L105 92L103 93L104 94L103 95L102 92L99 91L101 88L99 90L97 89V88H99L101 86V84H99ZM116 84H117V81H116ZM199 84H201L203 86L201 87ZM6 86H9V87H7L8 89L6 88ZM42 86H44V87H42ZM1 87L4 88V89H1ZM40 87L44 88L45 90L40 88ZM21 91H22V93H20ZM98 92H100L99 96H98ZM30 93L31 92L26 93V96L28 97ZM49 93H52V94L48 95ZM199 93H200V95H199ZM31 95H33L35 97L34 94H31ZM52 95H53V97H52ZM100 95H101V98H103V96H104L105 101L107 99L106 105H107V103L110 102L107 106H104L105 102L104 103L102 102V101H104V99L102 101L100 100L101 99ZM116 96H117V98H116ZM9 97H10V99H9ZM24 97H25V95H24ZM34 97H32L33 101L35 103L37 102L39 104V101H40V100H38V99H40V98H38L39 96L36 97V99L38 98L37 99L38 101H36V99ZM131 97L132 96L129 97L130 99L128 98L130 100V101L128 100V103L130 104V106L132 105V100H133V97L132 98ZM7 98H8V100H7ZM16 98H18V99L16 100ZM4 100H5V102H4ZM12 100H13V104H11ZM113 100H115V101L113 102ZM196 100H197V97H196ZM51 101H53V102L57 101L58 104H57V102L53 104V102H51ZM2 102L6 103V104L4 105V103H2ZM98 102H102V103L98 104ZM7 103H10V104L7 105ZM14 103H16L17 105H15ZM38 104H36V105H38ZM48 104H47V106H48ZM102 104H104L103 105L104 107L102 106ZM11 105H13L15 107V110H13L14 107L11 106ZM42 105L45 106V104H42ZM111 105H109V106H111ZM100 106H102V107L100 108ZM10 107L12 109H10ZM54 108L56 109V107H54ZM61 108H62V110H61ZM111 108H113V107H111ZM131 108H132V106H131ZM106 109L108 111H110V112H108ZM192 109H194V108H192ZM199 109L197 107V110L194 109L193 113H195L196 111L199 112ZM8 110L5 109V111L4 110H2V111L0 110V111L3 112V114H4V112H7ZM51 110L53 111V109H49L48 111L51 112ZM66 110H69V112L66 111ZM16 112H19V111L17 110ZM47 112H45V113H47ZM50 112H49V114H50ZM198 112H196V113H198ZM15 113H12L13 115L11 113H9L10 115L8 113H6L5 117L4 118L2 117L3 120H4L7 116L13 117L15 115L13 117V119L10 118V117L6 118L7 119V122H6V126L7 127H4V129L2 128L3 130H5V128L6 129H10L9 132H8V130L4 131L6 133V134L4 133L6 135V137L10 138L9 139L10 141L11 140L14 141L13 138L15 136L18 138V134L15 131L14 132L15 135L11 139V137L8 136V135L13 133V132H12V129L8 128V127H11V124H12V128H13V126H15L14 124H16V126H15L16 128L20 127V129H22L21 122H22V124L24 123L23 124V128H24L26 119H28L27 117H24L23 115L21 116V112L16 113V114ZM63 113H64V115H63ZM111 113H112V115H111ZM208 113L211 114V115H209ZM191 114H192V112H191ZM247 114L251 117L250 119L246 117ZM45 115H47V114H45ZM51 115H50V117H51ZM59 115H61V116H59ZM206 115L211 116V117L213 116L212 118L213 119L215 118L214 119L215 121L212 120V122L209 123L208 118H206ZM15 117H16V119H15ZM17 118H20L21 120L17 119ZM22 118H24V119H22ZM68 118H70V119H68ZM74 118H76V119H74ZM109 118H111V119L113 118L114 120L113 119L111 120ZM13 120H14V123H13ZM16 120L17 121L20 120V122L18 121L19 123H17V122H15ZM8 121L10 123V126L8 125L9 124ZM243 122H245V123H243ZM30 123H32V122H30ZM60 123H57V126L54 125L55 128L57 127V130L54 128L55 132L56 131L58 132V125L61 126ZM18 124H20V125H18ZM75 124L77 125V127L75 126ZM83 125H84V127H83ZM113 125L115 127H112ZM255 125L257 126V123ZM27 126L30 127V125L26 124L25 127H27ZM15 127L13 128V130H17V129H15ZM75 127H76V129H74ZM187 127L189 128L190 126H187ZM209 128H207V129H209ZM26 129L27 128H25V130L24 129H22V130L27 132L28 130H26ZM78 129H79V133H78ZM1 130H0V132H1ZM3 130H2V135L0 133V135H1L0 136V165H2L0 167L3 168V165L4 166L9 165V168L13 167V166H15L14 168H16V165L18 164L19 167H21V168H20V171H16V172H19V173H15V175H14V176L19 177V178H16V179L13 178V180H12V177L9 178L7 176L6 177L7 181L5 183H3L4 186H0V216L3 217L6 220H8V219L10 220L11 219L12 221L13 220L17 221V219H19V218L23 219V218L27 217V218H25L23 220L21 219L22 221L25 220V222L23 224L26 227H28V228L31 227L30 229H32L33 231L36 230L35 232L38 231L40 234L42 233L41 235H43V236L45 235V237H48V238H50V235L47 234V232L55 231L56 233H58L60 235L59 236L60 237L59 238L60 242L63 243L62 241H64L67 244H69L73 249L77 250L83 257L86 258L85 262L89 261L88 263L92 262L93 264H124L121 261H119L118 259H116L113 255H110V254H107L105 252H102L97 247L93 246L91 243H94L93 242L94 236L92 238L85 237L84 239H79L75 235H73V234L70 235V234H68L66 232V229L63 227L64 225H62L63 224L62 220H59L55 224H53V226H50V225H47L42 219H40V217H39V215H37V213L39 214V212L41 211V207L42 206L48 205V206H50V207H52L54 209H55V207H61V209H62V207H64V205L67 203V201L65 200L66 198L64 196H62V195L65 194V192H67V188L69 186H74V184L76 185V187L78 186L76 183H74V182H76V180L73 182L71 180L69 181L68 178H66L67 181H68L67 182L65 180V178H64L66 176H63L62 174L57 173L58 174V180H57V178L55 179L57 184H58V185L56 184L57 185L56 186L57 190L56 189H55L56 191L54 190V192H53L54 194L53 195L50 194L49 192H52V191H50L49 188L45 185V183H46L45 182L46 174L42 175L41 174V171H43L42 166H39L40 163L38 164V163L34 162V160L35 161H37V160H36V158H34L35 157L34 156L35 152H33V150L35 151L37 149L33 148V146H35L34 144H33V146H32V144H30L31 143L30 141L33 138V137H31L32 135L29 134V132L26 134V132H19V130H18L19 135L21 133V135H20L21 139H19V138L18 139L22 140V141H17L18 139L16 140V138H14L15 139V141H14L15 143L14 142H10L9 143L8 142L9 140L5 139L6 137L4 138ZM62 131H59V133L60 132L61 133L65 132V131H63V132ZM209 131H210V129L207 130V132H209ZM22 133H23V135H22ZM24 133L26 135L29 134L28 136L31 138V140H30L29 137H27V136L25 137ZM59 133H57V134L59 135ZM63 134L60 135L59 137H61V136L64 137ZM80 135H81V137H80ZM92 135H93V137H92ZM137 135H135L134 137H136ZM247 136H250V135H246V137ZM96 137L93 138L95 141H97ZM116 137H118L117 138L118 140L116 139ZM125 137L128 138L127 139L128 141L130 140L129 143L130 142H132V143L134 142L133 144L131 143L132 145L130 144V147H129L128 143H125L126 145L123 144V143L121 144V140L126 139ZM131 138H133V139H131ZM245 138L242 137L241 140L245 139ZM186 139H185L184 145L187 144V142L190 141L189 139H187L188 141L186 142ZM6 140H8V141H6ZM24 140H25V142H24ZM115 141H117V142L120 141V142L117 143ZM182 141L184 142V140H182ZM235 141H236V145H234ZM21 142H23V143H21ZM188 144H189V146L190 145L193 146L190 142ZM237 144L239 146H237ZM124 145L127 146V147L125 148ZM174 145H176V144L174 143ZM116 147H117V149H116ZM132 147L134 148L135 151L132 149ZM3 149H5V150H3ZM172 149L177 151V153L174 151L176 153V155L174 153V156H176V158L178 156V153H182L181 149L179 150L178 147H177V149L179 151H181V152H179L175 147H172ZM123 150H125V151H123ZM126 150H127V152H126ZM132 150L134 152H132ZM3 151H5L6 154L11 151V153H13V154L9 155L10 154L9 153L8 155L5 156ZM246 151H248V152H246ZM231 152H229L228 154H230ZM234 152H232V153H234ZM247 153H249V154L247 155ZM3 155L5 157H3ZM234 155L235 154H233V156ZM7 156H9V157L11 156V157L10 158L8 157V159H7ZM227 156H230V158L232 157L231 155H227ZM105 157H106L107 160H105ZM110 157H113V158H110ZM247 158L245 157L244 162L246 161ZM112 159H114V160L112 161ZM249 160L247 162H251L252 161V160H250V161ZM14 161L18 162V163H14ZM105 161H108V162L105 163ZM120 161L123 162L124 164L121 163ZM103 162H102V165H103ZM247 162H245L244 164H246ZM96 163H97V161H96ZM96 163H94V164H96ZM114 163H113V165H114ZM148 163H149V161L147 162V160L146 161L142 160V161L139 162V164H138V162L135 163V167H137L136 165H139L138 166L139 169H144ZM37 164H38L39 167L37 166ZM118 164H117V166H118ZM152 164H154V163H151V165ZM107 165L105 167L104 166L103 167L106 169ZM111 165H112V163H111ZM149 165H150V163H149ZM115 166L116 165L112 166V168L115 167ZM109 167L111 168V166H109ZM1 168H0L1 172H2V170H4L3 173L6 171V174L5 173L3 174L4 176L9 174L7 172L8 171L7 168H5V169L4 168L1 169ZM152 168L153 167H151V169ZM11 169L12 168H10V170ZM107 169L109 170V168H107ZM44 171H46V169ZM244 172H246V170H244ZM0 174H1L0 176H3L2 173H0ZM16 174H18V175H16ZM57 174H56V176L55 175L54 176L57 177ZM153 174H154V172H153ZM137 177L139 178L140 175L136 176V178ZM248 177L245 176V179L247 178L246 179L247 181H248ZM0 178H2V177H0ZM8 178H9V180H8ZM4 179H5V177H4ZM0 180H1L0 182L3 181L2 179H0ZM121 180H122V178H121ZM122 181L124 182V180H122ZM69 182L70 183L73 182L74 184L72 185V183H71V185H70ZM238 183H237V185H238ZM242 184H244V183L242 182L240 185L242 186ZM247 184H249V187H250V183H247ZM157 186H158V188L160 190L163 188L161 185L157 184ZM239 186H237V187L239 188ZM241 186H240V188H241ZM1 187H4V188H1ZM5 187L7 189L10 188L8 190H11L14 193L21 194L20 195L21 199L15 198L13 195H10V193L8 195V192H6L7 190H5ZM246 187H248V186L245 183V188H244V185H243L244 189L242 191H241L242 188L239 189V191H241V193L244 192V195L242 194L243 197H239V195H237L238 193H236V192H238V190L237 191L231 190L229 192V194H230L229 196H230L231 200H234L233 202L237 203L238 201L240 202V201H243L244 199H247V196H248V197H250V199L249 198L248 199L250 201H252L253 198H251V197H253L254 195L251 196L250 193H249V192H251V189L248 187L250 189L249 192H248V188L246 189ZM80 189L83 190V188H81V187H80ZM80 189H77V190L80 191ZM161 191H163L162 193H164V194L167 193V195H171L173 197L177 196L175 193H173L172 191H168V189H165V188H164V190H161ZM77 193L78 192H76V194ZM171 193H173V194H171ZM47 194H50V195H47ZM54 195H55V198L57 197L58 199L57 198L55 199L53 197ZM65 195H67V194H65ZM58 196L59 197L62 196V197L59 198ZM22 198H24L23 200H26V202H27L26 205H25V203L22 204V202H23ZM45 198L46 199L48 198L49 201L46 200ZM245 201L246 200H244V203H245ZM92 203L89 202L90 205ZM247 203H249V202H247ZM95 204H96V202H95ZM241 204L243 206H245L242 202H240L239 205H241ZM251 204H250V206H251ZM83 205H84V203H83ZM97 205H99V204H97ZM92 206H94V203L92 204ZM250 206H249V204H248V206L246 205V207H243L245 209L242 210V211L244 212L246 210L248 212V210H249V212L252 213V210H254L253 209L254 206L252 205L253 208L251 210H250V208H251ZM240 207H242V206H240ZM247 207H249L248 210H247ZM241 209L242 208H240V209L238 208L237 213H239V210H240V213L237 214L238 216L239 215L244 216L243 215L244 213L243 212H242L243 214L241 213ZM28 210H30L32 212H30ZM255 210H256V208H255ZM34 212L36 214H34ZM73 212H71V214H73ZM76 213L74 212V214H76ZM40 214H43V213L41 212ZM71 214H70V212H67V215L65 213L64 216H66V218L65 217L63 218V219H65L64 221L68 222V221L72 220V222H73V220L75 219L74 217H76V215L78 213L76 215H74V214L71 215ZM23 215H25V216H23ZM242 216L241 217L239 216V218H242ZM28 217H30V218H28ZM77 217H80V218L82 217L84 222H85V224L83 222L84 227L86 229L90 230L92 235H96L97 227L94 225L93 221H90V217L89 216H82L81 212H80L77 215ZM100 217L105 219L106 215H104V216L102 215ZM34 218H35V220H34ZM27 219L34 220L35 223H34V221H32V223L35 224V225H32L30 220L27 221ZM119 219H117L119 223H120V221L121 222L123 221L122 222V227L124 228V226H125L126 230L135 232L137 234L136 236L140 237L139 239L144 240L143 238L145 236L147 238V237H151L152 235H154V237H155V233L156 232L152 234L153 230L152 231L148 230L147 231L148 234H147V232H146V234H144L145 232L142 233V231H140L138 229V227H139L138 225H141L142 223L143 224L148 223L149 221L151 222L152 219L151 220L149 219V221H148L145 218H144L145 220L143 218H140V219H143L145 222H143L142 220H141V222H139L140 220H135L136 218L134 219V218H130V217L125 219V222H124V220H121L123 218H119ZM242 221L245 222V224H243V225L245 227H247L246 226L247 220L243 219ZM27 222H28V224H27ZM123 224H124V226H123ZM222 226L224 228H226L225 225H222ZM9 228H11V227H9ZM60 230L63 231V232H60ZM224 230H225L226 234H229L228 228L224 229ZM224 230H221V231H224ZM162 231H164V233L166 232V230H164V229ZM221 231H219V232H221ZM1 232L2 231L0 230V233ZM219 232H217V233H219ZM225 233H224L223 236L228 237L227 235H225ZM150 234H152V235H150ZM61 235H62V237H61ZM169 236H171V235H169ZM169 236L167 235V237H169ZM217 236L219 238L220 235L218 234ZM221 236H222V232H221ZM221 236L219 238L220 240L218 238H216L218 240L215 243H217L218 241H221V239H224V238H221ZM156 237H155V239H156ZM162 237L164 238L166 236L163 235ZM101 239L104 240L105 242L108 241L106 239V236H102ZM155 239H153V236H152L151 241H150V238H147L146 240L147 241L149 240V244H150V242H151V244H153L152 242H153V240L155 241ZM238 239H240V238H238ZM225 240H226V238H225ZM225 240L221 241L222 244H220L219 242L218 243L221 246H223V241H225ZM60 242L57 241L58 244H60ZM27 243H29L28 244L29 247L26 245V247H28V249L26 247H24V246L22 247L21 243H19V245L16 243L15 246H17V247L12 245L11 247L13 249L15 248V251H17V252H15L14 250L10 251V252H14V253H9L8 252L9 250H11V247L8 250L4 249V250H7V251L3 250L4 252L0 253V264H26L25 262H23L24 260H22L23 259L22 256L26 252L30 253V252L35 250V246H34L35 243L34 242L31 241V242H27ZM32 244H33L34 248L33 247L30 248V246H32ZM216 246H218V245H214L213 246L216 250L218 249V247L221 248V246H218L217 248H216ZM226 247L229 248L228 246H226ZM226 247L225 248H221L219 250L222 251V249L224 250V249H226ZM16 248H18V250H16ZM215 249H213V250H215ZM238 249L241 250V247H239ZM216 250L212 251V249H211V250L208 251V256L207 257H209V253H210V256L213 258V259L211 258L212 264L213 263H215V264H227V262H229V260L235 261V262L231 261V263H235V264L239 262L238 261L239 258L231 259L230 255L228 256L227 251L229 249L225 250L224 253L223 252H219V250L217 252ZM240 250L234 251V257H236L235 256V252L238 254V252ZM242 250L240 252H242ZM0 251H2V250H0ZM213 252H215V255H213L214 257L211 255V253H213ZM240 252H239V254H240ZM256 252H258V251H256ZM259 253H261V252H259ZM253 254H255V253H252L251 256H253ZM203 255L206 256L207 253L203 254ZM199 256L200 257H198V255H197V257L200 258V259L203 257V256L201 257V255H199ZM205 256H204V258H206ZM239 257H241V254L239 255ZM257 257H259V256H257ZM260 258L262 259V262L260 261ZM260 258L257 259L255 257V259H253V261L255 260L254 262L256 264H264V250L261 253ZM200 259H198V260L202 261V264H206V262H208V264H209L210 257H209L208 261H206L207 260V258H206V260H205L206 262L204 261L205 263H203V258L201 260ZM241 261L242 260H240V263H241ZM36 264H40V263H36Z\"/></svg>","mask_w":264,"mask_h":264}]
</instances>
